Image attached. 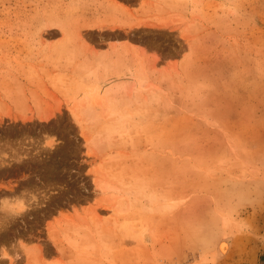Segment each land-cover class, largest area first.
<instances>
[{
    "label": "rangeland",
    "instance_id": "1",
    "mask_svg": "<svg viewBox=\"0 0 264 264\" xmlns=\"http://www.w3.org/2000/svg\"><path fill=\"white\" fill-rule=\"evenodd\" d=\"M111 1L0 0V264L264 263V0Z\"/></svg>",
    "mask_w": 264,
    "mask_h": 264
},
{
    "label": "crops",
    "instance_id": "2",
    "mask_svg": "<svg viewBox=\"0 0 264 264\" xmlns=\"http://www.w3.org/2000/svg\"><path fill=\"white\" fill-rule=\"evenodd\" d=\"M108 4L109 7H111L113 9V17H116L115 20L112 21V23L107 26V28L104 30L107 33H112L114 35H121L124 36L126 35V32L129 31L130 28H135L138 29L140 27V25H138V23H131L129 24L128 22L123 23L120 22L121 19H119L117 16L118 14L116 13V11H122L120 7H118L114 2H112L111 0H108ZM135 8H132V10ZM97 29V27H90V30H95ZM261 249L264 250V245L261 246ZM251 264H264V263H257V262H253Z\"/></svg>",
    "mask_w": 264,
    "mask_h": 264
}]
</instances>
